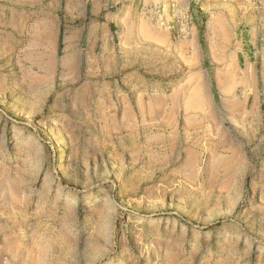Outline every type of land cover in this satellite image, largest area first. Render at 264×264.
<instances>
[{
  "label": "rangeland",
  "instance_id": "obj_1",
  "mask_svg": "<svg viewBox=\"0 0 264 264\" xmlns=\"http://www.w3.org/2000/svg\"><path fill=\"white\" fill-rule=\"evenodd\" d=\"M0 264H264V0H0Z\"/></svg>",
  "mask_w": 264,
  "mask_h": 264
},
{
  "label": "crops",
  "instance_id": "obj_2",
  "mask_svg": "<svg viewBox=\"0 0 264 264\" xmlns=\"http://www.w3.org/2000/svg\"><path fill=\"white\" fill-rule=\"evenodd\" d=\"M92 1H95V3H97L100 0H92ZM74 4H75V0H71V5H74Z\"/></svg>",
  "mask_w": 264,
  "mask_h": 264
},
{
  "label": "bare ground",
  "instance_id": "obj_3",
  "mask_svg": "<svg viewBox=\"0 0 264 264\" xmlns=\"http://www.w3.org/2000/svg\"><path fill=\"white\" fill-rule=\"evenodd\" d=\"M61 164H63V161L61 162Z\"/></svg>",
  "mask_w": 264,
  "mask_h": 264
}]
</instances>
